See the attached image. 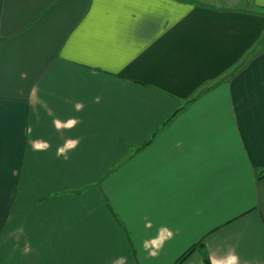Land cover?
I'll list each match as a JSON object with an SVG mask.
<instances>
[{
	"label": "crops",
	"instance_id": "0c3cea01",
	"mask_svg": "<svg viewBox=\"0 0 264 264\" xmlns=\"http://www.w3.org/2000/svg\"><path fill=\"white\" fill-rule=\"evenodd\" d=\"M262 7L0 0V264H264Z\"/></svg>",
	"mask_w": 264,
	"mask_h": 264
},
{
	"label": "rangeland",
	"instance_id": "374dc122",
	"mask_svg": "<svg viewBox=\"0 0 264 264\" xmlns=\"http://www.w3.org/2000/svg\"><path fill=\"white\" fill-rule=\"evenodd\" d=\"M246 7H248V8H250V6H248V5H245V8ZM257 11H258V13L257 14H259V15H262V14H264V7H262V8H255ZM161 259V260H160ZM159 259V262L157 263V264H169V263H171V261L170 260H168V259H166V258H160ZM170 261V262H169ZM181 263V262H180ZM179 264V263H178Z\"/></svg>",
	"mask_w": 264,
	"mask_h": 264
},
{
	"label": "trees",
	"instance_id": "16d2710c",
	"mask_svg": "<svg viewBox=\"0 0 264 264\" xmlns=\"http://www.w3.org/2000/svg\"><path fill=\"white\" fill-rule=\"evenodd\" d=\"M193 247L194 246H191L189 249L186 250V252H184L178 259L177 261L175 262V264H178L180 262L183 261V259H185L190 253L191 251L193 250Z\"/></svg>",
	"mask_w": 264,
	"mask_h": 264
}]
</instances>
